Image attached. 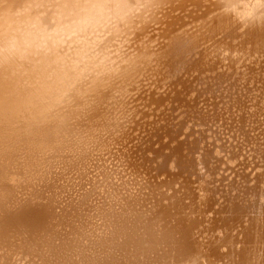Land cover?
Wrapping results in <instances>:
<instances>
[{
  "label": "bare ground",
  "instance_id": "6f19581e",
  "mask_svg": "<svg viewBox=\"0 0 264 264\" xmlns=\"http://www.w3.org/2000/svg\"><path fill=\"white\" fill-rule=\"evenodd\" d=\"M263 62L264 0H0V264H264Z\"/></svg>",
  "mask_w": 264,
  "mask_h": 264
},
{
  "label": "rangeland",
  "instance_id": "374dc122",
  "mask_svg": "<svg viewBox=\"0 0 264 264\" xmlns=\"http://www.w3.org/2000/svg\"><path fill=\"white\" fill-rule=\"evenodd\" d=\"M247 63V62H246ZM254 66V67H253ZM253 66L251 65V64H249V70H250V72L249 73H251L250 74V77H251V82L252 83H250V84H247L246 85V87L247 88H256L257 90H254L253 92H251V93H244L246 96H249L250 94H254L256 91H257V93H259V91H261L262 90V88L264 89V77H262V76H264V62L263 63H261L260 65H256L255 66V64H253ZM259 66V67H258ZM240 68V67H239ZM256 68V69H255ZM257 71V72H256ZM253 73V74H252ZM257 75V76H256ZM262 78V79H261ZM258 79V80H257ZM255 81H256V83H255ZM254 85V86H253ZM253 86V87H252ZM229 120H231L230 118H229ZM228 123V122H227ZM252 124H254V123H252ZM252 127H255V125L254 126H252ZM255 132L254 131H250V133H249V135H253ZM180 138H182V137H180Z\"/></svg>",
  "mask_w": 264,
  "mask_h": 264
}]
</instances>
